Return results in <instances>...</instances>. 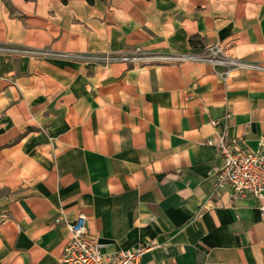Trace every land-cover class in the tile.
<instances>
[{
    "label": "crops",
    "instance_id": "crops-1",
    "mask_svg": "<svg viewBox=\"0 0 264 264\" xmlns=\"http://www.w3.org/2000/svg\"><path fill=\"white\" fill-rule=\"evenodd\" d=\"M215 42L264 64V0H0L6 47ZM222 70L0 51V264H67L65 223L80 213L105 254L155 241L140 264H264V199L214 190L223 158L205 143L264 153V71Z\"/></svg>",
    "mask_w": 264,
    "mask_h": 264
},
{
    "label": "built area",
    "instance_id": "built-area-1",
    "mask_svg": "<svg viewBox=\"0 0 264 264\" xmlns=\"http://www.w3.org/2000/svg\"><path fill=\"white\" fill-rule=\"evenodd\" d=\"M0 51H21L31 55L42 56H66L91 60L109 65L113 62L134 63L138 65L148 64H172L182 61L208 62L213 67L221 66L223 70L215 73L225 80L230 72L235 69L261 70L264 64L251 62L231 57L225 54L224 49L215 42L203 47L194 53H179L173 51H150L135 46L131 50L122 52H100L86 54L54 53L43 49L6 47L0 45ZM211 123H215L211 121ZM205 143L215 145L223 158V166L215 171L214 190L225 183L231 185L236 197L252 196L256 199H264V153L252 150L248 147L230 146L225 139L214 141L206 139ZM208 201H205L199 210L202 211ZM259 210L264 213V206L259 205ZM55 222H60L57 218ZM69 235L63 247L62 261L67 264H140V256L147 249L153 247L155 241H149L134 249H120L113 253L105 254L101 251V243L86 231V217L78 214L75 221L65 223Z\"/></svg>",
    "mask_w": 264,
    "mask_h": 264
},
{
    "label": "rangeland",
    "instance_id": "rangeland-1",
    "mask_svg": "<svg viewBox=\"0 0 264 264\" xmlns=\"http://www.w3.org/2000/svg\"><path fill=\"white\" fill-rule=\"evenodd\" d=\"M43 50H48V49H43ZM50 51V50H48ZM54 52V51H51ZM54 53H67V52H54ZM71 54H78V53H71ZM37 56H42V55H37ZM54 56H58V57H66V56H60V55H54Z\"/></svg>",
    "mask_w": 264,
    "mask_h": 264
}]
</instances>
